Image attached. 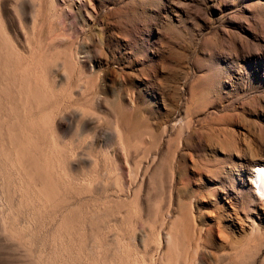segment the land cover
<instances>
[{
    "label": "rangeland",
    "instance_id": "rangeland-1",
    "mask_svg": "<svg viewBox=\"0 0 264 264\" xmlns=\"http://www.w3.org/2000/svg\"><path fill=\"white\" fill-rule=\"evenodd\" d=\"M0 158V264H264V0H0Z\"/></svg>",
    "mask_w": 264,
    "mask_h": 264
},
{
    "label": "bare ground",
    "instance_id": "bare-ground-1",
    "mask_svg": "<svg viewBox=\"0 0 264 264\" xmlns=\"http://www.w3.org/2000/svg\"><path fill=\"white\" fill-rule=\"evenodd\" d=\"M123 110V109H122ZM119 114H120V117H121V120H122V128H124L126 131H128L129 133H132V134H140V135H145V134H150L149 133V129L148 128H141V127H138L137 125H134L133 126V124H131L130 122H129V120L125 117V114L120 110L119 111ZM48 142V141H47ZM45 143V142H44ZM44 146V145H43ZM130 154H131V152L130 151H128L127 153H126V155H125V160L127 161V163H128V161H129V156H130ZM1 159V158H0ZM34 159V158H33ZM43 159V158H42ZM76 159V158H75ZM83 159V158H82ZM82 159L80 160V161H82ZM87 160V159H86ZM3 161V160H2ZM15 162V161H14ZM164 162H167L166 160L165 161H163V162H161L162 164L161 165H163V164H166V163H164ZM9 163V162H8ZM11 163V162H10ZM29 163V162H28ZM80 163V162H79ZM7 164V163H6ZM5 164V165H6ZM16 164V163H15ZM73 164V163H72ZM29 165V164H28ZM36 165V164H35ZM122 165V164H121ZM127 165V164H126ZM160 165V166H161ZM167 165V164H166ZM32 166H34V165H32ZM159 166V170L161 171V169L164 171V166L163 167H160ZM3 167V166H2ZM6 167V166H5ZM9 167V166H8ZM20 167V166H19ZM18 167V168H19ZM29 168H30V166H28ZM123 167V166H122ZM11 168V167H10ZM33 168V167H32ZM35 169H36V167H35ZM121 169V168H120ZM3 169L1 168V170L0 171H2ZM16 170V169H15ZM18 170V169H17ZM37 170V169H36ZM259 170V171H258ZM23 171V170H22ZM26 171V170H25ZM163 171H161L162 173H163ZM5 172L6 171H4V174H5ZM11 172V171H10ZM17 172V171H16ZM160 172V173H161ZM19 173V172H18ZM21 173V172H20ZM28 173V172H27ZM26 173V174H27ZM156 173V172H155ZM2 174H3V172H2ZM1 174V175H2ZM11 174V173H10ZM9 174V175H10ZM13 174V173H12ZM24 174H25V172H24ZM25 174V175H26ZM29 174H31V173H29ZM33 174H34V172H33ZM0 175V176H1ZM18 175V174H17ZM32 175V174H31ZM157 175H159V174H157ZM6 176V175H5ZM16 176V175H15ZM23 176V175H22ZM34 176V175H33ZM36 176V175H35ZM7 177H8V175H7ZM162 177V176H161ZM3 178H4V176H3ZM2 178V179H3ZM22 178V177H21ZM20 178V179H21ZM24 178V177H23ZM1 179V178H0ZM2 179H1V181H2ZM5 179V178H4ZM8 179V178H7ZM18 180V179H17ZM22 180V179H21ZM5 181V180H4ZM19 181V180H18ZM17 181V182H18ZM35 181V180H34ZM11 182H13V180L11 181ZM20 182V181H19ZM3 183V182H2ZM5 184H6V182H5ZM16 184V183H15ZM251 184H252V186L254 187V189H255V191H256V193H258V195L260 196V197H262V198H264V161H262V160H259V161H256L255 162V164H254V167H253V171H252V176H251ZM5 187V186H4ZM4 187H2V188H4ZM10 187V186H9ZM13 187V186H12ZM11 187V188H12ZM15 187H17V184H16V186ZM48 186L46 187V191H45V195H47V191H48ZM3 190V189H2ZM28 190H30V189H28ZM35 190V189H34ZM10 191H12V190H10ZM15 191H16V189H15ZM6 192V191H5ZM32 191H30V193H31ZM38 192V191H37ZM36 192V193H37ZM0 193H1V191H0ZM28 193V192H27ZM32 193H34V192H32ZM36 193H35V195H36ZM29 194V193H28ZM2 195V194H1ZM1 197V196H0ZM35 197V196H34ZM36 198V197H35ZM43 198V197H42ZM4 199V198H3ZM44 199V198H43ZM2 200V199H1ZM5 200H6V198H5ZM10 200L11 199H9V203H10ZM45 200V199H44ZM128 200V199H127ZM32 201V200H31ZM34 201H35V199H34ZM47 201V200H46ZM3 202V201H2ZM30 202V201H29ZM11 204H12V206H13V203L11 202ZM43 204V203H42ZM9 205V204H8ZM39 205V204H38ZM40 206H41V204H40ZM9 207V206H8ZM11 207V206H10ZM15 207V206H14ZM34 207H35V205H34ZM36 207H37V205H36ZM47 208V207H46ZM13 209V208H12ZM24 209V208H23ZM9 210V209H8ZM35 211V210H34ZM10 212V211H9ZM13 212H14V210H13ZM49 212V211H48ZM36 214V213H35ZM34 214V215H35ZM1 215V214H0ZM8 215H9V213H8ZM16 215V214H15ZM28 215V214H27ZM45 215H47V213L45 214ZM2 216V215H1ZM3 216H5L4 214H3ZM31 216V215H30ZM37 216V215H36ZM9 217H10V215H9ZM3 219H2V226L0 227L3 231H4V233L7 235V236H9V237H11V238H14V237H16V235H15V232L13 231V229L9 226V224H8V221H7V219L8 218H5V217H2ZM12 218V217H11ZM10 218V219H11ZM47 218V217H46ZM46 218H44L45 219V221H46ZM188 218V217H187ZM34 219V218H33ZM184 219V218H183ZM1 220V219H0ZM12 220V219H11ZM47 220H49V219H47ZM28 221V220H27ZM35 221V220H34ZM44 221V220H43ZM42 221V222H43ZM11 222V221H10ZM9 222V223H10ZM20 222V221H19ZM36 222V221H35ZM51 222V221H50ZM14 223V222H13ZM14 224H16V223H14ZM30 224V223H29ZM45 224V223H44ZM47 224V223H46ZM21 225V224H20ZM32 226H33V224H31ZM24 227V226H23ZM15 228V227H14ZM26 229V228H25ZM30 229H33V227H30L29 228V231H30ZM1 230V231H2ZM47 230V229H46ZM178 230H180L179 228H178ZM189 230V229H188ZM27 231V230H26ZM184 231H186L185 229H184ZM49 232V231H48ZM47 232V233H48ZM177 232V231H176ZM187 233V232H186ZM45 234V233H44ZM191 234V233H190ZM26 235V234H25ZM32 236V235H31ZM0 242H1V240H0ZM6 245V244H5ZM10 245V244H9ZM9 247V246H8Z\"/></svg>",
    "mask_w": 264,
    "mask_h": 264
},
{
    "label": "snow or ice",
    "instance_id": "snow-or-ice-1",
    "mask_svg": "<svg viewBox=\"0 0 264 264\" xmlns=\"http://www.w3.org/2000/svg\"><path fill=\"white\" fill-rule=\"evenodd\" d=\"M259 171V170H258Z\"/></svg>",
    "mask_w": 264,
    "mask_h": 264
}]
</instances>
